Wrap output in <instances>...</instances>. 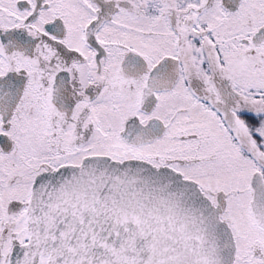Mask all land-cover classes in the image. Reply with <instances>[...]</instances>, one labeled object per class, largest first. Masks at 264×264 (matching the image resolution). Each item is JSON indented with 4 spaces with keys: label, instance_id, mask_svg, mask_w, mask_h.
I'll use <instances>...</instances> for the list:
<instances>
[{
    "label": "snow or ice",
    "instance_id": "1",
    "mask_svg": "<svg viewBox=\"0 0 264 264\" xmlns=\"http://www.w3.org/2000/svg\"><path fill=\"white\" fill-rule=\"evenodd\" d=\"M0 264H264V0H0Z\"/></svg>",
    "mask_w": 264,
    "mask_h": 264
}]
</instances>
